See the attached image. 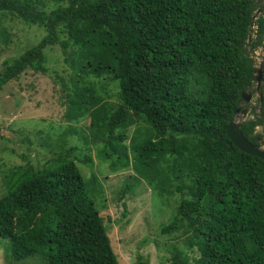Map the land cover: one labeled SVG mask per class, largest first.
Listing matches in <instances>:
<instances>
[{"label": "trees", "instance_id": "trees-1", "mask_svg": "<svg viewBox=\"0 0 264 264\" xmlns=\"http://www.w3.org/2000/svg\"><path fill=\"white\" fill-rule=\"evenodd\" d=\"M257 5L0 0V23L8 17L45 32L5 61L0 89L29 69L46 72L45 49L59 47L72 69L65 84L69 124L53 128L57 157L46 169L28 163L3 175L0 239L8 241L12 263L40 255L44 264H121L101 215L102 185L76 163L92 162L69 138L79 134L85 149L100 146L111 170L132 168L122 194L141 182L161 199L179 193L176 214L161 231L186 235L197 255L189 261L177 251L171 264H264V160L226 135L253 76L251 52L260 41L249 36ZM11 37L0 27V46ZM111 83L118 89L113 102ZM87 115L90 124L78 128ZM259 123H242L254 144Z\"/></svg>", "mask_w": 264, "mask_h": 264}, {"label": "rangeland", "instance_id": "rangeland-1", "mask_svg": "<svg viewBox=\"0 0 264 264\" xmlns=\"http://www.w3.org/2000/svg\"><path fill=\"white\" fill-rule=\"evenodd\" d=\"M0 27L12 34L10 45L0 46V71L4 69L6 60L32 47L45 34L42 28L28 26L18 19L8 17L2 19ZM45 53L48 57L46 72L29 69L0 89V129L7 131V136L0 132V197L6 193L3 175L10 168L28 163L40 169L51 165L59 152L54 146L58 134H53V128L69 124L64 118L68 102L65 84L71 78L72 69L63 61L59 47L45 49ZM98 83L96 80V85ZM110 87L115 92L110 99L113 102L118 100V89L113 83ZM255 109H258V104ZM255 109L246 115L239 113L237 118H256L259 112ZM89 124V115L80 123H75L81 129L83 125ZM257 131L264 137V127H259ZM69 138L73 144L83 146V152L92 157V162L76 160V163L86 178L94 175L102 185L103 194L98 196L101 199V215L110 225V238L121 264H136L140 261L171 264L177 251L193 261L197 251L195 247H188L186 235L179 231L172 234L161 231V227L170 223L176 214L179 193L170 200L161 199L155 196L150 186L141 182L134 193L122 194L126 184L124 181L133 174L132 168L113 171L99 157V145L90 144L91 149L87 150L79 134ZM125 203L127 214L123 217ZM8 246L7 240L0 239V264H44L40 255L12 263Z\"/></svg>", "mask_w": 264, "mask_h": 264}, {"label": "flooded vegetation", "instance_id": "flooded-vegetation-1", "mask_svg": "<svg viewBox=\"0 0 264 264\" xmlns=\"http://www.w3.org/2000/svg\"><path fill=\"white\" fill-rule=\"evenodd\" d=\"M254 22H253V32H252V39L258 38L260 43L253 47V53L251 54L253 59V76L255 70H258V77L259 82L256 80H253V76L249 85V88L246 92V94H250V98L247 101L243 97V101L240 104L238 108H241L242 110H246V114H249L251 110L255 109L256 105L258 104V109H255L259 112L256 118H249L246 120H254L258 121L261 120V123L257 124L255 127L254 135L257 137V144L258 146H261L264 148V137L261 133L257 131L259 127H264V0H258L257 9L254 14ZM252 103V104H251ZM249 104H251V108H249ZM251 109V110H249ZM245 114V115H246ZM261 118V119H260ZM244 120V121H246ZM253 143V142H252ZM254 144V143H253Z\"/></svg>", "mask_w": 264, "mask_h": 264}, {"label": "water", "instance_id": "water-1", "mask_svg": "<svg viewBox=\"0 0 264 264\" xmlns=\"http://www.w3.org/2000/svg\"><path fill=\"white\" fill-rule=\"evenodd\" d=\"M254 18L252 20L251 26H253ZM253 76V80H256L259 82V77H258V70H255ZM242 97L246 99L247 101L250 98V94L243 93ZM241 112V108H237L235 111V114L233 116V119L229 123L226 129V135L227 137L233 142V144L242 152L252 156V157H258L264 160V148L258 145L253 144L250 140L245 138L242 132V123L244 120H240L237 118V114ZM242 114H246V110H242ZM2 134L4 136H7V131L6 130H1Z\"/></svg>", "mask_w": 264, "mask_h": 264}, {"label": "clouds", "instance_id": "clouds-1", "mask_svg": "<svg viewBox=\"0 0 264 264\" xmlns=\"http://www.w3.org/2000/svg\"><path fill=\"white\" fill-rule=\"evenodd\" d=\"M255 17V16H253ZM252 28H254L253 26H251ZM253 32V31H252ZM252 32H251V35L249 36V42H251V39H252ZM253 53V51L251 52V54ZM239 114V113H238ZM244 122V121H243Z\"/></svg>", "mask_w": 264, "mask_h": 264}]
</instances>
